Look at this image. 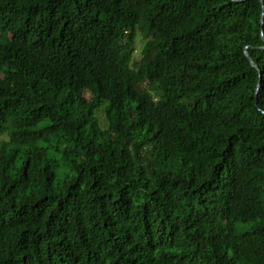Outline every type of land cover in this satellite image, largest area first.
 <instances>
[{"label": "trees", "instance_id": "1", "mask_svg": "<svg viewBox=\"0 0 264 264\" xmlns=\"http://www.w3.org/2000/svg\"><path fill=\"white\" fill-rule=\"evenodd\" d=\"M0 264H264V0H0Z\"/></svg>", "mask_w": 264, "mask_h": 264}, {"label": "rangeland", "instance_id": "2", "mask_svg": "<svg viewBox=\"0 0 264 264\" xmlns=\"http://www.w3.org/2000/svg\"><path fill=\"white\" fill-rule=\"evenodd\" d=\"M141 46H142V41L139 39V34H137V36L135 38V49H136L135 55L138 54ZM80 98L82 100L89 99L90 98L89 93L87 91H82L81 94H80ZM97 114H98L99 118L102 120L101 112L99 111ZM245 226L246 225H243L242 228L245 227ZM238 229H240V226L238 227Z\"/></svg>", "mask_w": 264, "mask_h": 264}, {"label": "water", "instance_id": "3", "mask_svg": "<svg viewBox=\"0 0 264 264\" xmlns=\"http://www.w3.org/2000/svg\"><path fill=\"white\" fill-rule=\"evenodd\" d=\"M261 23H262V19H261ZM244 55L249 59L251 65H252L253 67L256 68V65H255L254 62L250 59V57H249V55H248V53H247L246 51L244 52ZM257 89H258V85H257V87H256V91H257ZM255 94H256V93H255Z\"/></svg>", "mask_w": 264, "mask_h": 264}]
</instances>
